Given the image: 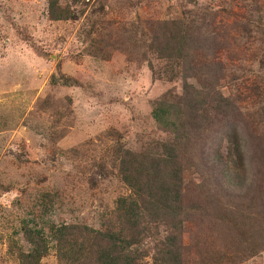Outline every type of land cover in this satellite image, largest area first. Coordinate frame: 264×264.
I'll list each match as a JSON object with an SVG mask.
<instances>
[{"label": "rangeland", "instance_id": "obj_1", "mask_svg": "<svg viewBox=\"0 0 264 264\" xmlns=\"http://www.w3.org/2000/svg\"><path fill=\"white\" fill-rule=\"evenodd\" d=\"M170 33L178 54L159 43ZM184 87L203 92L202 130L170 165L178 199L154 211L120 160L153 173L171 135L152 105ZM61 224L89 244L131 236V264H264V0H0V264H20L24 226L46 241L39 264H59Z\"/></svg>", "mask_w": 264, "mask_h": 264}, {"label": "trees", "instance_id": "obj_2", "mask_svg": "<svg viewBox=\"0 0 264 264\" xmlns=\"http://www.w3.org/2000/svg\"><path fill=\"white\" fill-rule=\"evenodd\" d=\"M52 9L53 2L49 5L50 18H65L66 11L60 14L59 12H53ZM158 37L162 48H170L171 53L178 54L183 48L184 39L180 34L177 36L174 33H170L169 35L166 34ZM176 38H179V45L172 46V41L176 40ZM156 52L161 54L159 49ZM185 65L187 69L190 68L187 63ZM50 80H53V78ZM63 84H65V81H63ZM182 94L178 103L159 100L152 105V118L163 131L169 132L171 135L170 140L157 143L160 153L158 157L153 158V173H149L147 167H143L141 162L139 168H133L132 162L136 159H132L133 155L130 153H125L123 159L120 160L122 180L136 193L144 192L143 195L146 196L148 209L153 208L154 211H159V208H170L169 203L178 199V177L174 169H169L170 165L172 163H179L175 161L177 153H179L181 147L189 143L190 132H196V129L202 130L198 127V121L204 113L201 111L203 99L199 97L203 92L199 89L186 91L184 87ZM213 95L214 98L210 100V103L213 102V104H209V108L215 114L221 113V115H224L227 112L228 100L214 93V91ZM141 173L145 174V179L142 180L144 182L135 179L143 175ZM119 202L127 215L125 218L127 229L134 230L140 213L137 211L138 206L135 200L121 198ZM49 229L50 237L55 240L59 264H131L135 259V248L133 249L134 252H130L129 245L137 241L136 239H132L131 236L126 240L118 233H103L105 244L98 245L97 243L89 244V233L87 230H84L87 233L84 236L80 233V230L75 232L73 227H68L64 224L52 226ZM22 233L29 247L26 252H20V264H39V259L45 255L47 250L42 232L24 226ZM103 237L100 235L101 240L104 239Z\"/></svg>", "mask_w": 264, "mask_h": 264}]
</instances>
